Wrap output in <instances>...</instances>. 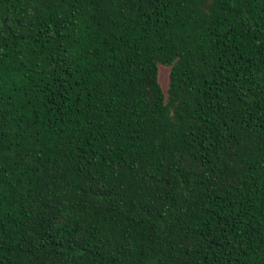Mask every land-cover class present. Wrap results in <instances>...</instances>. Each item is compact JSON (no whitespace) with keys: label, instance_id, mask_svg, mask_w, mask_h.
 Instances as JSON below:
<instances>
[{"label":"trees","instance_id":"trees-1","mask_svg":"<svg viewBox=\"0 0 264 264\" xmlns=\"http://www.w3.org/2000/svg\"><path fill=\"white\" fill-rule=\"evenodd\" d=\"M0 264H264V0H0Z\"/></svg>","mask_w":264,"mask_h":264},{"label":"rangeland","instance_id":"rangeland-1","mask_svg":"<svg viewBox=\"0 0 264 264\" xmlns=\"http://www.w3.org/2000/svg\"><path fill=\"white\" fill-rule=\"evenodd\" d=\"M169 66L159 64L158 66V80L164 92H166L169 80Z\"/></svg>","mask_w":264,"mask_h":264}]
</instances>
